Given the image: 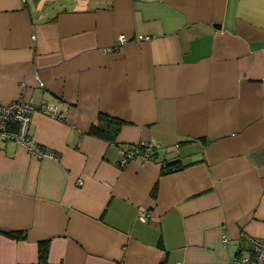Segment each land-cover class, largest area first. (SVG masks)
Returning a JSON list of instances; mask_svg holds the SVG:
<instances>
[{
    "label": "crops",
    "instance_id": "obj_1",
    "mask_svg": "<svg viewBox=\"0 0 264 264\" xmlns=\"http://www.w3.org/2000/svg\"><path fill=\"white\" fill-rule=\"evenodd\" d=\"M19 97L66 115L32 116L58 158L0 141V264H231L264 243V0H0V98ZM101 113L114 141L89 131Z\"/></svg>",
    "mask_w": 264,
    "mask_h": 264
},
{
    "label": "built area",
    "instance_id": "obj_2",
    "mask_svg": "<svg viewBox=\"0 0 264 264\" xmlns=\"http://www.w3.org/2000/svg\"><path fill=\"white\" fill-rule=\"evenodd\" d=\"M135 39L143 40L150 39V34H138ZM131 39L127 34L121 33L118 36L120 44ZM39 84L44 85L39 73L36 74ZM40 110L55 118L62 119L66 115L64 108L58 103H41L35 104L31 101L19 97L17 99L5 102L0 98V141L14 140L38 157L58 158V154L43 148L41 144L34 138L31 131L33 112ZM159 144L142 140L138 143L127 144L122 148V163L128 159L140 155L144 158L151 156V150ZM148 210L141 211V218L147 219ZM228 237L223 234V240L227 241ZM251 247L245 252L237 253L232 259L231 264H264V243L257 239L250 237ZM175 264H184L176 262Z\"/></svg>",
    "mask_w": 264,
    "mask_h": 264
},
{
    "label": "trees",
    "instance_id": "obj_3",
    "mask_svg": "<svg viewBox=\"0 0 264 264\" xmlns=\"http://www.w3.org/2000/svg\"><path fill=\"white\" fill-rule=\"evenodd\" d=\"M123 122L124 120H122L121 118L106 113H101L98 121L90 127L89 131L97 135L105 136L111 139L112 141H114ZM178 163L179 160L166 162L163 165V172H169L174 169L180 168L181 165H179ZM3 231L12 237H21L25 234V231H21V230H3ZM48 250H49L48 240H40L39 256L41 260H45L47 258Z\"/></svg>",
    "mask_w": 264,
    "mask_h": 264
},
{
    "label": "water",
    "instance_id": "obj_4",
    "mask_svg": "<svg viewBox=\"0 0 264 264\" xmlns=\"http://www.w3.org/2000/svg\"><path fill=\"white\" fill-rule=\"evenodd\" d=\"M262 153V152H261ZM261 153H259V154H261Z\"/></svg>",
    "mask_w": 264,
    "mask_h": 264
}]
</instances>
